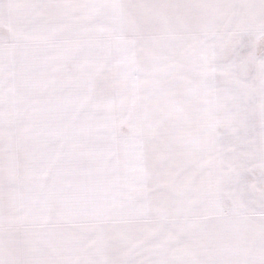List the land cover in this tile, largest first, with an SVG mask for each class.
<instances>
[{
  "label": "crops",
  "instance_id": "1",
  "mask_svg": "<svg viewBox=\"0 0 264 264\" xmlns=\"http://www.w3.org/2000/svg\"><path fill=\"white\" fill-rule=\"evenodd\" d=\"M0 54V264H264V0H0Z\"/></svg>",
  "mask_w": 264,
  "mask_h": 264
},
{
  "label": "rangeland",
  "instance_id": "2",
  "mask_svg": "<svg viewBox=\"0 0 264 264\" xmlns=\"http://www.w3.org/2000/svg\"><path fill=\"white\" fill-rule=\"evenodd\" d=\"M15 1L18 2V0H15ZM84 2H86V0H84ZM55 3H57V2H55ZM75 4L77 5L79 3L76 2ZM95 6H97V5H95ZM103 8H105V10H106L107 7H104L103 6ZM105 19H106V21H110L111 22V21H113L114 18L109 17V16L108 17L105 16ZM107 24L109 25L110 23H107ZM125 46H126L127 49L124 48L123 41H121V40H116L115 38L108 39V41H107V49H108V51L110 50L109 51V56L112 59H115V61H119L120 57H122L123 59H125L124 58L125 57V54H126V58H128L127 52L129 51V49H128V46L127 45H125ZM120 63H122L121 66H120L121 68H129V65L126 64L124 62V60L123 61H120ZM8 67H9V65H8V62H7L6 58L3 55L0 54V75L6 77L7 72H8ZM2 79L3 78H0V80H2ZM114 83L115 82L112 79V81H111V85L112 86L111 87L113 88V90H114ZM119 83H127V81L126 82L119 81ZM122 86H124V84H122ZM114 93H115V91H114ZM116 97H118V99L121 100V101H125V98H122L121 96L120 97L119 96H116ZM116 97L115 96H111L110 98L112 99V101H114ZM94 98H95V100H97V102L100 101V99H102L101 101H103V99L106 100V101L107 100L108 101L111 100L109 97L108 98L94 97ZM124 105L125 104H123L121 106L119 105V107L116 108L118 110L117 114H114V111H112V113H109V112L102 113L101 111H100V113L99 112H91L89 114L90 116H87V114H85L84 117H82L81 114H78V115H76V121L77 120L84 121L85 123L89 122L91 125L97 126L98 122H100V121L101 122H104V121L111 122V121H114V119H116V117H117V120L119 122L122 121V119L124 121H126V123L124 124V127H125V125H128L127 124L128 121H132V120H135L136 121V120H138V117L135 116L134 119L131 118V117H128L129 114L125 111V109L123 107ZM231 115L234 116V113H232ZM125 116H126V119H125ZM221 116L223 117L224 120H227V114L226 113L221 114ZM130 124L128 126H130ZM122 129L124 130L125 128H122ZM129 139L130 138L127 137V139H126L127 142H129L128 141ZM124 142H126L125 139H124Z\"/></svg>",
  "mask_w": 264,
  "mask_h": 264
}]
</instances>
